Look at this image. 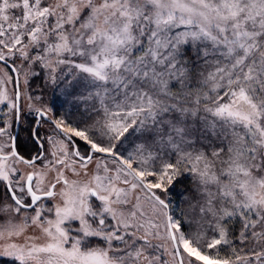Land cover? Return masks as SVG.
I'll return each mask as SVG.
<instances>
[{"label": "snow or ice", "instance_id": "1", "mask_svg": "<svg viewBox=\"0 0 264 264\" xmlns=\"http://www.w3.org/2000/svg\"><path fill=\"white\" fill-rule=\"evenodd\" d=\"M0 264H264V0H0Z\"/></svg>", "mask_w": 264, "mask_h": 264}]
</instances>
